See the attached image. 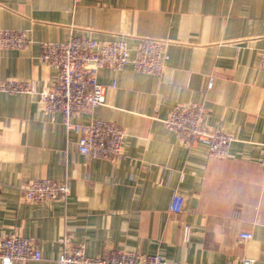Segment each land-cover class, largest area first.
Returning a JSON list of instances; mask_svg holds the SVG:
<instances>
[{
    "label": "crops",
    "instance_id": "crops-1",
    "mask_svg": "<svg viewBox=\"0 0 264 264\" xmlns=\"http://www.w3.org/2000/svg\"><path fill=\"white\" fill-rule=\"evenodd\" d=\"M1 28L27 29L33 41L0 48V84L54 83L58 68L40 58V44L72 35L124 38L132 52L139 38L168 40L170 56L158 75L101 68L105 104L76 116L125 128L117 162L82 154L63 114H46L36 95L0 90V239L28 236L43 254L15 264H58L67 235L96 257L127 249L193 264H264V0H0ZM191 102L206 104L207 126L235 138L228 155L167 127L174 106ZM39 177L67 180L69 199L23 201L21 186ZM175 192L180 212L171 209ZM245 231L252 237L241 240Z\"/></svg>",
    "mask_w": 264,
    "mask_h": 264
},
{
    "label": "built area",
    "instance_id": "built-area-1",
    "mask_svg": "<svg viewBox=\"0 0 264 264\" xmlns=\"http://www.w3.org/2000/svg\"><path fill=\"white\" fill-rule=\"evenodd\" d=\"M79 1V0H76ZM27 29L1 28L0 48L21 50L32 43ZM168 40L139 38L134 52L124 38L116 40H97L87 36L72 35L63 41L41 42L40 58L47 64L58 68V79L42 89L29 80L9 79L0 84V90L8 93H29L37 96L38 104L48 115L63 114L66 128L79 135V151L93 158L117 162L124 157L125 128L113 121L92 118L81 123L76 116L84 110L105 104V87L98 79L101 68L121 70L131 65L135 70L161 74L169 60ZM261 68L264 69V49L261 54ZM213 84L210 78L209 87ZM208 108L204 102H191L174 106L164 120L167 127L175 131L184 142H197L208 146L215 157L228 155L229 147L235 138L220 128H210L204 122ZM260 163L264 170V142L262 143ZM21 199L30 203L66 202L71 194L67 180L49 177L30 179L21 186ZM184 197L175 192L171 209L180 212ZM190 233L186 230V236ZM251 232H241V240L250 239ZM61 252L58 264H193L169 261L160 253L147 254L137 250L120 249L107 257L87 254L83 245L74 244L70 236L60 239ZM43 254L34 241L25 235L12 233L0 239V262L15 264L40 260ZM254 260L244 259L243 264H253Z\"/></svg>",
    "mask_w": 264,
    "mask_h": 264
}]
</instances>
